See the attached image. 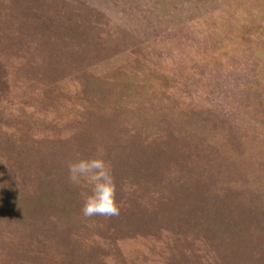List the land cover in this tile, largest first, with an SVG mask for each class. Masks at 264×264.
Wrapping results in <instances>:
<instances>
[{"label":"rangeland","instance_id":"rangeland-1","mask_svg":"<svg viewBox=\"0 0 264 264\" xmlns=\"http://www.w3.org/2000/svg\"><path fill=\"white\" fill-rule=\"evenodd\" d=\"M0 264H264V0H0Z\"/></svg>","mask_w":264,"mask_h":264},{"label":"clouds","instance_id":"clouds-1","mask_svg":"<svg viewBox=\"0 0 264 264\" xmlns=\"http://www.w3.org/2000/svg\"><path fill=\"white\" fill-rule=\"evenodd\" d=\"M106 156L104 148L98 147L94 156L78 158L67 165L71 184L91 186V192L86 196L81 210L86 218L117 217L125 206L123 200H118L117 181L112 164Z\"/></svg>","mask_w":264,"mask_h":264}]
</instances>
